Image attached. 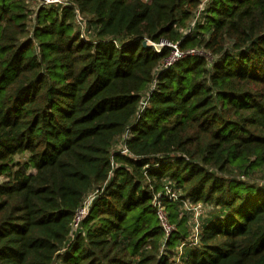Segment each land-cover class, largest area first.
Returning <instances> with one entry per match:
<instances>
[{
    "label": "trees",
    "instance_id": "trees-1",
    "mask_svg": "<svg viewBox=\"0 0 264 264\" xmlns=\"http://www.w3.org/2000/svg\"><path fill=\"white\" fill-rule=\"evenodd\" d=\"M36 3L0 0V264H264V0Z\"/></svg>",
    "mask_w": 264,
    "mask_h": 264
},
{
    "label": "built area",
    "instance_id": "built-area-1",
    "mask_svg": "<svg viewBox=\"0 0 264 264\" xmlns=\"http://www.w3.org/2000/svg\"><path fill=\"white\" fill-rule=\"evenodd\" d=\"M39 1L41 4H44V5L58 4V3L63 2V0H39ZM162 46H169L172 49L171 55L169 56L168 59L165 60L164 64H170L185 54V53L178 50L176 44H172V43H169L167 41H161L160 43L155 44L154 50L159 52ZM186 54H202V52L197 51L195 49H190V50L186 51ZM125 151H126V149L123 148L122 152H125ZM164 194L169 199L175 200L178 198L177 197V195H178L177 191L175 189H173L172 187H170V185L165 186ZM161 196L162 195L160 193L155 195L152 204L156 209V215L158 217L159 223L161 224L162 228L164 229L166 235H169L174 230L175 227L168 221L165 207H164L162 201L160 200ZM91 199H92V197L89 196L84 201L83 205L77 210L75 217H74V222H73L74 228L77 227L79 221L86 214ZM183 207L186 210L192 211L193 215L195 216V220L197 221V217H198V214L201 212L202 205L199 203L193 204L188 199H186L183 201ZM197 225H198V223H196V226H195L196 232H197ZM182 246H183V244L179 245V248L181 249ZM178 252H181V250H179Z\"/></svg>",
    "mask_w": 264,
    "mask_h": 264
},
{
    "label": "rangeland",
    "instance_id": "rangeland-1",
    "mask_svg": "<svg viewBox=\"0 0 264 264\" xmlns=\"http://www.w3.org/2000/svg\"><path fill=\"white\" fill-rule=\"evenodd\" d=\"M34 1H35V4H34L35 6H34V8H36V7H37V3H36V0H34ZM146 1H148V0H146ZM204 1H205V0H203V3H204ZM76 24H77V26L79 27V24H78V23H76ZM81 28L85 31V27H84V25H81ZM87 30H88V35H91V34H92V31L89 30L88 28H87ZM184 213H186V214H187V217L189 218V219H188L189 233L192 234V232H193V233L196 234L195 226H196L197 221L195 220V216H194L193 214H191L190 212L188 213L187 211H185ZM208 214H209V208H208L207 206L202 205V207H201V212H200V217H201V219L207 217ZM177 249H178V251H179V250H181L182 248L180 249V248H179V245H178Z\"/></svg>",
    "mask_w": 264,
    "mask_h": 264
},
{
    "label": "water",
    "instance_id": "water-1",
    "mask_svg": "<svg viewBox=\"0 0 264 264\" xmlns=\"http://www.w3.org/2000/svg\"><path fill=\"white\" fill-rule=\"evenodd\" d=\"M143 45H145V46H146V42H143Z\"/></svg>",
    "mask_w": 264,
    "mask_h": 264
}]
</instances>
